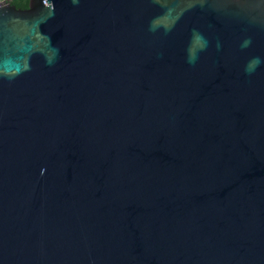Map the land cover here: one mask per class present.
<instances>
[{"label": "water", "instance_id": "1", "mask_svg": "<svg viewBox=\"0 0 264 264\" xmlns=\"http://www.w3.org/2000/svg\"><path fill=\"white\" fill-rule=\"evenodd\" d=\"M0 264H264V0L0 5Z\"/></svg>", "mask_w": 264, "mask_h": 264}, {"label": "trees", "instance_id": "2", "mask_svg": "<svg viewBox=\"0 0 264 264\" xmlns=\"http://www.w3.org/2000/svg\"><path fill=\"white\" fill-rule=\"evenodd\" d=\"M18 8H26L29 0H10Z\"/></svg>", "mask_w": 264, "mask_h": 264}, {"label": "built area", "instance_id": "3", "mask_svg": "<svg viewBox=\"0 0 264 264\" xmlns=\"http://www.w3.org/2000/svg\"><path fill=\"white\" fill-rule=\"evenodd\" d=\"M11 2L10 0H0V5L6 4Z\"/></svg>", "mask_w": 264, "mask_h": 264}, {"label": "flooded vegetation", "instance_id": "4", "mask_svg": "<svg viewBox=\"0 0 264 264\" xmlns=\"http://www.w3.org/2000/svg\"><path fill=\"white\" fill-rule=\"evenodd\" d=\"M28 3H29V1H28Z\"/></svg>", "mask_w": 264, "mask_h": 264}]
</instances>
